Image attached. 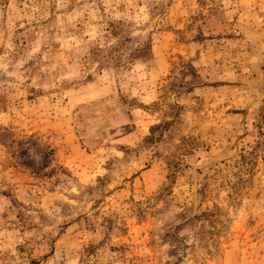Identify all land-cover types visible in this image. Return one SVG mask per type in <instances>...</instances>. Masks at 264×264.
<instances>
[{
  "label": "rangeland",
  "instance_id": "rangeland-1",
  "mask_svg": "<svg viewBox=\"0 0 264 264\" xmlns=\"http://www.w3.org/2000/svg\"><path fill=\"white\" fill-rule=\"evenodd\" d=\"M0 264H264V0H0Z\"/></svg>",
  "mask_w": 264,
  "mask_h": 264
},
{
  "label": "trees",
  "instance_id": "trees-1",
  "mask_svg": "<svg viewBox=\"0 0 264 264\" xmlns=\"http://www.w3.org/2000/svg\"><path fill=\"white\" fill-rule=\"evenodd\" d=\"M51 154V150H49L48 152H45L42 157H41V160L42 161H45L48 159V156Z\"/></svg>",
  "mask_w": 264,
  "mask_h": 264
}]
</instances>
